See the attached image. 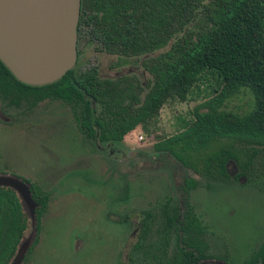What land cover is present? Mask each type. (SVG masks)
Here are the masks:
<instances>
[{
	"label": "trees",
	"instance_id": "1",
	"mask_svg": "<svg viewBox=\"0 0 264 264\" xmlns=\"http://www.w3.org/2000/svg\"><path fill=\"white\" fill-rule=\"evenodd\" d=\"M86 15L113 57H143L171 44L144 62L154 76V85L143 105L134 106L140 99L132 85L121 88L93 74L87 76V90L93 89L92 96L102 108L97 113L88 100L85 108L81 106L83 88H76L74 95L70 80L74 70L53 84L30 86L17 80L1 60L0 101L28 108L49 99L74 101L84 119L96 122L102 139L119 142L139 127L149 136L156 135L161 110L168 101L186 102L209 76L216 77L224 86L221 98L242 89L252 92L250 113L197 110L191 122H184L183 131L160 138L156 148L186 167L216 178L225 176L230 159L249 169L255 157L249 145L264 146V0H82L79 25ZM196 23L201 26L198 30L193 29ZM90 126L89 136L95 137L96 130ZM32 196L41 205L36 210L40 219L49 196L34 185ZM192 214L187 212L189 217ZM27 230L28 219L17 193L0 189V240L1 233L8 231L10 256Z\"/></svg>",
	"mask_w": 264,
	"mask_h": 264
},
{
	"label": "rangeland",
	"instance_id": "2",
	"mask_svg": "<svg viewBox=\"0 0 264 264\" xmlns=\"http://www.w3.org/2000/svg\"><path fill=\"white\" fill-rule=\"evenodd\" d=\"M200 27L199 23L193 25L194 30ZM170 47L171 44L146 56L160 54ZM141 60H128L124 65L142 72ZM99 62L104 66L113 64L114 72L117 58L103 56L96 58L92 65ZM223 87L216 77L209 76L204 84L193 90L186 102L168 101L161 110L156 135L149 136L139 127L125 137L124 145L131 151L142 153L145 158L119 157L112 164L114 168H110L112 160H115L113 155L102 151L96 144L83 141L69 109L61 102L47 101L32 111L9 108L0 103V174L17 176L50 194L42 220L40 243L24 264L116 263L118 249L115 237L120 238L121 234H117L105 219L111 212L108 201L121 199V191L118 193L116 190L120 182L123 190L129 186L130 196L124 202L123 212L130 214L129 221H132L139 211L149 209L156 202L174 195L180 199L175 188L178 180H167V167L156 173L142 171L141 164L151 159L155 153L154 144L160 138L183 131L184 122H191L197 110L208 112L216 109L240 115L250 113L254 108V95L250 90L242 89L221 98ZM140 136L144 140H139ZM125 154L131 155L130 151ZM169 159L173 160L172 157ZM230 169L235 170L233 164ZM218 187L216 185L209 191L198 189L192 194L193 204L204 202V207L213 211L223 226L236 232V239L247 240L249 231L255 228L246 220L252 215H263L264 195L252 186H239L237 183ZM123 197L126 199L124 192ZM209 197L210 204L207 201ZM199 212L209 214L201 209ZM231 215L236 218L229 220ZM25 216L28 230L23 240L34 229L32 220L26 213ZM209 220L213 219L209 217ZM253 223L256 226L260 222ZM123 230L126 245L130 242L132 228L124 227Z\"/></svg>",
	"mask_w": 264,
	"mask_h": 264
},
{
	"label": "flooded vegetation",
	"instance_id": "3",
	"mask_svg": "<svg viewBox=\"0 0 264 264\" xmlns=\"http://www.w3.org/2000/svg\"><path fill=\"white\" fill-rule=\"evenodd\" d=\"M93 26L92 23H87V15L84 21L78 26V57L70 78L72 86L74 87V95L77 94L75 91L76 88H83L82 90L85 92V102L82 103L81 106L85 108L88 100L90 106L96 110L97 113H101L102 108L96 103L92 96L94 94L93 89L90 88V92L87 90V85H89L87 78L95 74L100 80L119 84L121 88L129 87L130 85L135 87L140 102H136L134 106L140 108L154 85V76L144 64L147 58L149 59L152 56L133 57L125 60L109 55L106 51L104 42L96 37ZM103 56L112 57L113 59L117 58V62L114 65V72V68L112 67L113 64L111 63L105 66L100 62L92 65L96 58L99 59ZM138 58H142L141 66L144 69L142 72L138 68H133L132 66L126 67V65H124L128 60ZM129 100L131 99H128L126 104H128ZM47 101L61 102L69 109L72 122L76 123L82 139L86 144L87 142L96 144V147H99L102 151L113 155L112 157H114L115 160H112V163L110 162V168H114L112 164H114L113 162H116V159H119V157L126 159L130 156L132 159L135 158L138 160H143L145 158L142 153L129 150L130 148L124 145L125 139L119 142L102 139L96 122L84 119L78 110L80 109L79 106L76 105L74 101L73 104H69L62 99H49L38 105ZM0 103H3L9 108L19 110L25 108L30 111L38 106L36 105L33 108H28L27 105L17 107L11 106L3 101H0ZM76 115L80 117V119H77ZM90 125L96 130L95 137L89 136L92 130L90 129ZM134 132L135 131H133V133ZM249 148H254L255 154L253 164L250 165L249 169H242L234 159H230L225 166L226 174L221 179L208 174H200L186 167L172 154L157 150L155 143V153H153V156H150L151 159L142 162V171L148 170L149 172L154 171L158 173L161 170H165L167 167L169 170L167 180L171 181L174 178L178 180L175 188H177L176 192L180 196V199L174 195L173 198L168 197L165 201L156 202L149 206V209L139 211L132 221H129L130 214L123 212L124 202H127L130 196L129 186H126V189L123 190V184L120 182L121 185L118 188L116 187V190L118 193L121 191L122 197L116 200L110 199L111 202L108 201L109 204H107L111 208L109 209L111 212L105 217L110 225L117 230V234H121L119 236L120 238L115 237L117 244L116 249H118V252L116 263L113 264H264V213L260 216L252 215L248 217L246 221L252 223L255 230L249 231V238L241 241L236 239L235 231L228 230L219 222V219L213 211L204 207V202L199 201L193 204L191 198L192 194L198 191V189L204 188L205 191H209L216 185L221 187L227 186L229 183H237L239 186H252L263 196L264 146L249 145ZM126 151H130L131 155L125 154ZM169 157H172L174 161H171ZM232 164L235 168L234 171L230 169ZM20 179L30 184L32 192V185L34 184L22 178ZM123 192L126 199L123 197ZM48 196L49 205L50 194H48ZM207 201L210 204V197ZM37 204V209H39L41 205L39 203ZM197 208L201 209V211L208 212L212 216H209L207 213V216L203 215ZM189 210L193 213L190 217L187 216ZM44 214L40 219H38L37 216L36 238L21 264L27 261L28 256L32 254L36 246L40 243V232ZM208 216L214 221H210ZM235 218V216L231 215L229 220ZM190 219L192 221H189ZM253 221H259L260 223L255 226ZM124 227L132 228L130 242H127L126 245H124L123 242ZM8 233V231L1 233L0 264L13 263L19 245L26 234L25 232L12 257L9 255L10 237H8Z\"/></svg>",
	"mask_w": 264,
	"mask_h": 264
},
{
	"label": "water",
	"instance_id": "4",
	"mask_svg": "<svg viewBox=\"0 0 264 264\" xmlns=\"http://www.w3.org/2000/svg\"><path fill=\"white\" fill-rule=\"evenodd\" d=\"M82 0H0V60L17 80L45 86L73 70L78 57ZM17 193L33 232L22 240L12 264H21L36 238L37 202L30 184L0 174V189Z\"/></svg>",
	"mask_w": 264,
	"mask_h": 264
},
{
	"label": "built area",
	"instance_id": "5",
	"mask_svg": "<svg viewBox=\"0 0 264 264\" xmlns=\"http://www.w3.org/2000/svg\"><path fill=\"white\" fill-rule=\"evenodd\" d=\"M143 139H144L143 136H140V137H139V140H143Z\"/></svg>",
	"mask_w": 264,
	"mask_h": 264
}]
</instances>
